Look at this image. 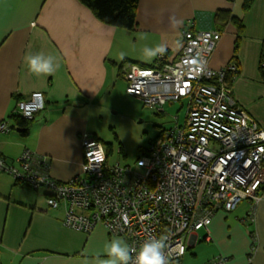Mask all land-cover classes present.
I'll return each instance as SVG.
<instances>
[{
	"label": "crops",
	"instance_id": "obj_1",
	"mask_svg": "<svg viewBox=\"0 0 264 264\" xmlns=\"http://www.w3.org/2000/svg\"><path fill=\"white\" fill-rule=\"evenodd\" d=\"M243 2L140 0L137 26L133 32H124L101 23L78 0H0V122L7 120L12 127L10 133L0 135V156L16 163L29 149L46 158L53 179L69 182L82 176L80 134L94 135L91 110L104 108L103 98L117 82L116 65L124 58L154 64L163 50L167 51L166 60L173 61L181 52L182 31L187 28L183 26L216 30L215 14L222 9L243 16L245 25L236 54L240 74L232 80L233 97L259 125H264V77L259 70L264 47V0H254L246 13ZM236 39L235 28L228 24L212 55V68L229 65ZM119 51L131 53L120 55ZM29 53L43 54L45 60L53 55L56 59L52 65L58 62V69L51 75L30 73L23 61ZM33 93H42L46 106L25 134L26 129H19L18 106ZM252 206L249 201L243 203V210L228 227L227 237L226 218L220 211L215 213L211 241L205 240L203 230L204 237L198 234V244L193 248L201 242H214L217 254H210L199 264L219 255L227 258L228 264H249L253 248L250 264H264V201L255 208L254 223L249 217ZM64 220V207L49 208L45 192L16 184L12 176L0 173L2 264H96L97 257L108 258L104 253L106 242L116 238L126 241L111 236L102 225L84 234L67 228Z\"/></svg>",
	"mask_w": 264,
	"mask_h": 264
},
{
	"label": "built area",
	"instance_id": "obj_2",
	"mask_svg": "<svg viewBox=\"0 0 264 264\" xmlns=\"http://www.w3.org/2000/svg\"><path fill=\"white\" fill-rule=\"evenodd\" d=\"M221 38L215 30L186 28L178 59L167 62L160 54L154 67L133 65L126 72L127 93L147 108L165 113L166 105L188 101L184 123L163 131L135 167L120 161L111 165L104 145L84 132L82 176L53 179L46 158L29 149L16 163L0 157V172L35 191L46 190L48 207H64L69 229L90 234L102 225L136 251L150 238L166 237L168 264H184L201 230L211 241L216 212H232L249 201L254 223L255 208L264 201V125L234 99L226 77L235 67L210 65ZM44 108L42 93L18 106L27 120ZM11 131L8 121L0 122V135ZM205 264H228V259L216 256Z\"/></svg>",
	"mask_w": 264,
	"mask_h": 264
},
{
	"label": "rangeland",
	"instance_id": "obj_3",
	"mask_svg": "<svg viewBox=\"0 0 264 264\" xmlns=\"http://www.w3.org/2000/svg\"><path fill=\"white\" fill-rule=\"evenodd\" d=\"M185 27L188 28L189 25L186 24L183 28ZM122 47L124 46L121 45L120 48ZM119 53L120 55H130L131 51H119ZM103 105L104 108L91 110V133L104 144H112L111 165L120 161L122 165L133 167L136 166L138 158L143 156L151 142L159 137L162 131L172 129L177 122L181 125L184 123L188 110L187 100L166 105L163 114L145 107L139 98L127 93V82L123 77H117L113 90L103 98ZM177 117L178 119H176ZM38 118L39 116L36 119ZM121 148L123 151L119 154ZM42 191L44 192V190ZM42 198L45 201V198ZM243 203L245 201L232 212L220 211V214L226 218L224 236L227 237L228 227L232 226L231 221L234 216L243 210ZM198 234L203 238L205 232L201 230ZM213 253L217 254L214 242L211 244L201 242L198 247L188 251L184 258V264H199ZM194 254L197 255L196 258Z\"/></svg>",
	"mask_w": 264,
	"mask_h": 264
},
{
	"label": "trees",
	"instance_id": "obj_4",
	"mask_svg": "<svg viewBox=\"0 0 264 264\" xmlns=\"http://www.w3.org/2000/svg\"><path fill=\"white\" fill-rule=\"evenodd\" d=\"M78 1L82 5L87 7L89 10H91V12L94 14V16L101 23H103L105 25L112 26L114 28L121 29V30H124L126 32H133L137 26V12L139 9L140 0H78ZM253 1L254 0H244L243 5H242V10L244 13H246L250 10ZM214 23H215V26L217 28L215 31H218L221 34H222V30L228 24H232V26L235 28V31H236L237 39L235 42L234 57H233V60L227 66V67L233 66V67H235V70L228 71L227 77H226L228 85L231 88L232 80L234 79L235 76L240 74L239 65L237 64L236 54L239 50L238 48L240 46L241 40L244 37V31H245L244 18H243V16L235 15L231 10L222 9V10H218L216 12L215 18H214ZM191 29L196 30L194 28H191ZM181 43H182V48H183V41H181ZM182 48H181L180 54L176 57V59H178L179 56L182 54ZM160 53L164 54L165 58L167 59V56H166L167 51L163 50ZM159 54H158L157 60L155 61L154 64H138V63L131 62L129 60V58H124L120 62V64L116 65L118 68V73H117L118 77H123L126 80V72H128L129 68L133 65H137V66L143 67V68L154 67L158 62ZM176 59H174L173 61H175ZM166 61L171 62L168 60H166ZM259 70L261 72V75L264 77V47H263L261 57H260ZM126 82H127V80H126ZM127 87H128V82H127ZM45 106H46V102H45ZM40 113H38V114H40ZM38 114L31 120H27L23 116L18 115L19 129L20 130L26 129L27 130L25 132V134H26L28 132L29 127H31L33 122L36 120ZM160 114H162V113H160ZM4 121H7V120H4ZM92 136L94 139H96L97 141L101 142L104 145L105 150H106V154H107V158L110 161V154L112 152V144H104L99 138H97L96 135H92ZM122 151L123 150L121 148L119 150V154H121ZM0 157H2V156H0ZM2 158H4V157H2ZM0 173H2V172H0ZM15 181H16V184H19V185L22 184V185H25L31 189V187L25 181H23V180L22 181L21 180H15ZM31 190H33V189H31ZM33 191H35V190H33ZM44 192L46 193V190H44ZM98 226H100V225H98ZM98 226L95 228V230L98 228ZM82 233H84V232H82ZM84 234H86V233H84ZM190 250H192V249H189L188 251H190ZM0 264H2L1 261H0Z\"/></svg>",
	"mask_w": 264,
	"mask_h": 264
},
{
	"label": "clouds",
	"instance_id": "obj_5",
	"mask_svg": "<svg viewBox=\"0 0 264 264\" xmlns=\"http://www.w3.org/2000/svg\"><path fill=\"white\" fill-rule=\"evenodd\" d=\"M162 50V49H161ZM56 59L53 55H48L45 60L43 54H26L23 57L24 64L30 73L35 74H53L59 67L56 62L55 66L52 65V60ZM166 237L159 239L150 238L145 241L140 249L136 251L130 248L126 241L116 238L110 242H106L104 246V253L107 259H100L97 257L96 264H168V259L165 255ZM135 252L133 259L132 253Z\"/></svg>",
	"mask_w": 264,
	"mask_h": 264
},
{
	"label": "snow or ice",
	"instance_id": "obj_6",
	"mask_svg": "<svg viewBox=\"0 0 264 264\" xmlns=\"http://www.w3.org/2000/svg\"><path fill=\"white\" fill-rule=\"evenodd\" d=\"M97 159H100V157H99V156H97Z\"/></svg>",
	"mask_w": 264,
	"mask_h": 264
}]
</instances>
